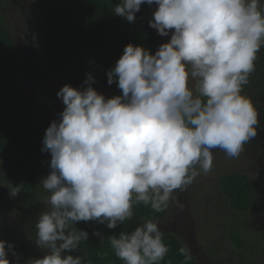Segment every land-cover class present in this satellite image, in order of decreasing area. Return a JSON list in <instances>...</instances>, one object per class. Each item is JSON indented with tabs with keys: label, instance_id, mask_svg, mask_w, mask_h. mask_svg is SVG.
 Here are the masks:
<instances>
[{
	"label": "clouds",
	"instance_id": "clouds-1",
	"mask_svg": "<svg viewBox=\"0 0 264 264\" xmlns=\"http://www.w3.org/2000/svg\"><path fill=\"white\" fill-rule=\"evenodd\" d=\"M155 10L149 27L169 37L154 54L128 44L107 72L121 94L106 98L88 74L77 89L64 85L63 111L47 127L42 153L50 154L42 188L50 206L35 224L36 246L46 254L26 264H86L89 239L80 222L110 230L136 216V207L183 211L184 192L214 166V150L239 158L261 129L259 109L243 94L264 48V0H119L114 15L134 23L141 6ZM16 197L21 186L9 185ZM92 235L105 239L99 231ZM124 264H162L170 252L157 218L107 237ZM182 264L191 249L179 248ZM19 262L0 240V264ZM106 255V254H104ZM103 258V255L101 256Z\"/></svg>",
	"mask_w": 264,
	"mask_h": 264
},
{
	"label": "trees",
	"instance_id": "trees-1",
	"mask_svg": "<svg viewBox=\"0 0 264 264\" xmlns=\"http://www.w3.org/2000/svg\"><path fill=\"white\" fill-rule=\"evenodd\" d=\"M18 0H0V220L8 210L18 219V231L14 251L19 256L18 264H26L31 258H42L46 253L35 243V224L40 214L50 206L41 181L49 174L50 154L42 153V139L50 119L31 117L27 102L16 79L15 44L13 34L2 8ZM119 0H34L32 20L26 29L30 36L29 55L37 52L40 61L51 79L60 87L71 85L81 88L88 74L95 78L92 87L106 98L120 95L114 83L108 85L107 72L111 70L128 44L142 46L154 54L163 39L156 30L149 27L147 13L154 8L142 5L134 23L114 15L113 6ZM243 94L252 98L261 114L264 109V48L258 53L256 70ZM11 186H21L22 191L10 196ZM218 192L221 200L232 212L247 216L255 208V187L246 173L224 171L217 177ZM134 219L110 230L106 225L95 222H80L75 225L86 230L89 239L82 242L80 252L70 255L86 254V264H124L115 257L107 237L118 235L121 231H131L140 226L145 219L162 220L167 215L155 213L151 207L137 206ZM99 231L100 237L92 235ZM3 230L0 228V235ZM229 238L237 251L238 260L246 262L251 258L250 239H242L238 232L231 231ZM164 243L169 246L162 264H182L184 257L179 254L182 246L177 236L164 233ZM259 249L264 253V247ZM106 254V255H104ZM103 255V258L101 256ZM17 264L16 259H10ZM186 264H198L195 258Z\"/></svg>",
	"mask_w": 264,
	"mask_h": 264
},
{
	"label": "rangeland",
	"instance_id": "rangeland-1",
	"mask_svg": "<svg viewBox=\"0 0 264 264\" xmlns=\"http://www.w3.org/2000/svg\"><path fill=\"white\" fill-rule=\"evenodd\" d=\"M18 3V6L10 3L2 8L5 20L16 36V79L31 117L57 120L64 108L62 100L57 97L60 87L47 73L40 55L37 52H32L33 57L29 55L30 36L26 25L32 20L34 0H18ZM155 7H150L146 15L150 20ZM162 39L163 43H167L170 36ZM259 120L261 129L258 135L245 145L239 158H229L224 151L214 150L212 171L207 175L201 173L186 191L177 190L176 195L184 205L183 211L173 204L167 209L165 218L159 220L161 230L174 234L182 245L186 244L198 264H264V253L259 249L264 247V109ZM1 171L0 168V174ZM224 171H240L251 178L256 205L247 216L235 214L221 200L217 177ZM12 212L8 210L0 220L3 230L0 240L14 246L19 223ZM231 231L238 232L242 239L251 240L253 256L246 262L238 260L237 251L229 238ZM11 258L13 256L9 253L8 259Z\"/></svg>",
	"mask_w": 264,
	"mask_h": 264
}]
</instances>
